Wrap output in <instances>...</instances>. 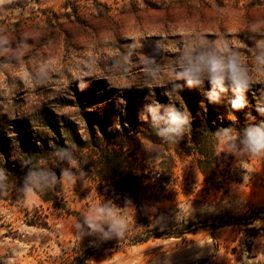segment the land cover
<instances>
[{
    "label": "rangeland",
    "instance_id": "obj_1",
    "mask_svg": "<svg viewBox=\"0 0 264 264\" xmlns=\"http://www.w3.org/2000/svg\"><path fill=\"white\" fill-rule=\"evenodd\" d=\"M260 40L264 0H0V264H264V152L241 143L264 124ZM214 44L237 52L247 71L241 109L227 81L213 102L206 79L178 77L182 55ZM157 104L187 117L179 136L151 131ZM135 123L147 149L132 157L143 160L145 213L93 174L81 144ZM198 125L205 136L217 129L221 162L208 176L190 139ZM39 147L58 148L47 157L61 156L62 168L43 184L61 190L70 212L43 202L33 178L23 183L14 171L33 166ZM71 153L82 162H68ZM105 205L125 220L122 234L105 237L84 223Z\"/></svg>",
    "mask_w": 264,
    "mask_h": 264
},
{
    "label": "trees",
    "instance_id": "obj_2",
    "mask_svg": "<svg viewBox=\"0 0 264 264\" xmlns=\"http://www.w3.org/2000/svg\"><path fill=\"white\" fill-rule=\"evenodd\" d=\"M135 122H137V120H135ZM134 125L135 127L131 130H126L124 135L120 134V132H117L115 135L112 134L108 137V134H106L103 138H95L94 142L92 143L87 141L81 144L83 149H89L92 154V164H86L92 167L93 174L98 176L100 179L109 182L117 192H121L127 197L123 199L130 200L139 207L142 213H145L144 206L146 198H139V194L142 190V182L141 177L138 174V171L142 168L143 160H138L135 158L134 161L132 160V157L142 155L147 151V149L145 145L142 144L141 138L138 135L140 132V130L136 127L138 124L135 123ZM196 127H200V125L191 129L192 136L190 139L193 144L197 146V151L202 157L201 168L204 174L208 176L209 167L217 165L219 162H221L219 160V155L216 153L214 141V130L217 129L214 126L211 128L210 125L209 133L205 136V133L208 130H205L204 128H202V130L196 129ZM151 131H155V134L157 135L158 127L156 129L151 127ZM111 139H113L115 142H113ZM150 140L154 141V139ZM117 141L120 143H117ZM45 149L46 148L41 147L35 148L34 151L37 152L36 155L38 159L33 163V166L32 164H25V167L28 168L25 170V173H22L20 169H14V171H17L16 173L19 175V178L23 183H26L28 177L33 178L30 183L34 191L41 196V200L43 202L51 204L56 210L60 212H70V210L67 208V198H63L61 190L60 193L57 194L55 193L52 185L43 184L47 183L48 173L53 172L55 168L56 171L59 172L63 165V162H61L62 159L60 160L61 156L55 157L54 159L47 157V155H51L50 150L55 151L58 149L57 147L54 149L47 147V151ZM63 149L68 151L70 148L64 146ZM61 153L66 154V152L62 151ZM44 154L45 156H42ZM67 159L68 162H71L72 160L82 162V159L78 158V156L72 153L67 154ZM56 164H60V166H57ZM41 174H45L46 178H42ZM56 178L58 180L60 179L59 174H56ZM36 215V219L42 218L40 214ZM36 219L29 220V223L31 225L47 224L45 220L42 224V222ZM147 239L148 238L141 239L140 241H146Z\"/></svg>",
    "mask_w": 264,
    "mask_h": 264
},
{
    "label": "clouds",
    "instance_id": "obj_3",
    "mask_svg": "<svg viewBox=\"0 0 264 264\" xmlns=\"http://www.w3.org/2000/svg\"><path fill=\"white\" fill-rule=\"evenodd\" d=\"M201 47L203 48V46ZM181 59L182 71L178 73V77L186 78L189 85L201 84L206 79L213 89L208 94L213 102L219 100V92L224 91L227 81L235 94V98L231 101L232 107L241 109L245 106L246 101L243 92L248 89L250 79L237 52L228 51L227 45L214 44L210 48L194 54L182 55ZM254 59L257 65L264 68V40L256 42ZM149 111L152 113L154 126L158 127L157 134L165 140H171L172 134L179 136L182 132V125L187 122V117L174 108L169 109L165 114H161L160 105L157 104L150 107ZM258 111L264 114V106L258 105ZM141 119H146V117L142 116ZM160 124H163L164 127H159ZM226 139L234 138L228 136ZM241 143L245 150L253 154L264 152V124L247 129ZM229 147L233 148L234 145H229ZM41 176L46 178L45 174H41ZM63 178L72 179L68 171H64ZM55 179V175L52 174V181L55 182ZM84 223L91 232H101L105 237L110 232L122 234L126 226L125 220L108 205L97 207L85 214ZM105 224L108 226V231L104 229Z\"/></svg>",
    "mask_w": 264,
    "mask_h": 264
}]
</instances>
